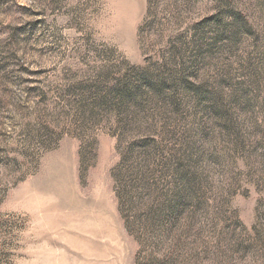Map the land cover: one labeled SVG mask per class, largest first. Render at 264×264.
<instances>
[{"label": "rangeland", "instance_id": "374dc122", "mask_svg": "<svg viewBox=\"0 0 264 264\" xmlns=\"http://www.w3.org/2000/svg\"><path fill=\"white\" fill-rule=\"evenodd\" d=\"M0 264H264V0H0Z\"/></svg>", "mask_w": 264, "mask_h": 264}, {"label": "trees", "instance_id": "16d2710c", "mask_svg": "<svg viewBox=\"0 0 264 264\" xmlns=\"http://www.w3.org/2000/svg\"><path fill=\"white\" fill-rule=\"evenodd\" d=\"M161 84L163 85L164 83H161ZM137 88H138V87H131V86L129 87V86H128V87L126 88V91H125V94H124V95H130V94H131L132 92H134V90L137 89Z\"/></svg>", "mask_w": 264, "mask_h": 264}]
</instances>
